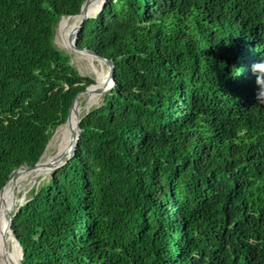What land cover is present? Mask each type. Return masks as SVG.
I'll use <instances>...</instances> for the list:
<instances>
[{
    "label": "trees",
    "instance_id": "1",
    "mask_svg": "<svg viewBox=\"0 0 264 264\" xmlns=\"http://www.w3.org/2000/svg\"><path fill=\"white\" fill-rule=\"evenodd\" d=\"M84 0H0V189L90 84L54 44ZM114 63L74 156L12 220L21 264H264V0H106Z\"/></svg>",
    "mask_w": 264,
    "mask_h": 264
},
{
    "label": "bare ground",
    "instance_id": "2",
    "mask_svg": "<svg viewBox=\"0 0 264 264\" xmlns=\"http://www.w3.org/2000/svg\"><path fill=\"white\" fill-rule=\"evenodd\" d=\"M102 3L103 0H92L90 4L92 14L100 10ZM79 20L80 16H64L59 22V30L67 50H73L69 35L72 29L77 27ZM73 54L86 57L91 61L96 60L95 57H92L88 53L75 51ZM103 81V79L98 78L93 85L92 91L82 94L77 99L70 121L62 124L55 130L41 158L39 166L32 169H20L13 175L4 188L3 196L0 198V264H16L20 258V246L8 229L10 214L19 203L25 200L28 188L33 185L39 177L49 175L52 168L60 165L68 155L72 153L75 134L78 132L77 120L82 113L83 107L85 108V106H87L89 108L98 100L102 93L101 89H103L104 86ZM83 98L85 101L84 106H82Z\"/></svg>",
    "mask_w": 264,
    "mask_h": 264
},
{
    "label": "water",
    "instance_id": "3",
    "mask_svg": "<svg viewBox=\"0 0 264 264\" xmlns=\"http://www.w3.org/2000/svg\"><path fill=\"white\" fill-rule=\"evenodd\" d=\"M92 0H84L83 3H82V6H81V9L80 11L77 13V14H73V15H68V17H75V16H80V20L78 22V25L77 27H75L74 29H72V31L70 32V35H69V39L72 43V47H73V50L70 49L68 50V53H71L73 54L75 51H80V52H84V53H88L89 55H91L92 57H95V58H98V59H101L103 62L106 63L107 65V68H108V71H107V76L104 78V81H103V89H101V92H104L105 90L108 91L110 88H112L114 85H115V82L113 80V70H114V63L112 60L110 59H107L103 56H101L100 54H98L96 51L88 48V47H79L77 45V39H78V33L81 29V26H82V23L85 21L86 18L88 17H95L97 16L101 10H102V7L104 6L106 0H103V3H102V6L100 8V10L96 11L94 14H92V11L90 10V4H91ZM64 16H62L59 20V22L61 21V19L63 18ZM58 22V23H59ZM73 51V52H72ZM110 84V85H109ZM93 84H90L88 85L87 87H85L84 90L78 92L72 99V103H71V106L69 108V112H68V115H67V118L65 120L64 123L70 121L71 119V114H72V111H73V108H74V105L77 101V99L82 95V94H85V93H90L93 89ZM105 91V92H106ZM89 110V108L87 106H85L84 108V112L87 113ZM83 112V113H84ZM80 121H81V116L78 118L77 120V130L78 132L75 134V140H74V146H73V150H72V153L68 155V157L60 164V165H57L55 166L54 168H52L50 171L51 173L53 171H55L57 168L63 166L64 164H66V162L71 159L74 154H75V149L77 147V144H78V141H79V138H80V134H81V127H80ZM62 123V124H64ZM61 124V125H62ZM60 125V126H61ZM53 136V135H52ZM52 138V137H51ZM51 140V139H50ZM49 140V142H50ZM48 142V144H49ZM47 144V146H48ZM46 146V148H47ZM46 148L44 149L40 159L34 164V165H27V164H23L21 166H19L18 168L14 169L12 171V173L10 174L9 178L7 179L6 183L4 184V186L0 189V198L3 196V190L4 188L6 187L7 183L9 182V180L13 177V175H15L20 169H32V168H36L39 166L40 162H41V158L46 150ZM26 201V199L19 203L18 206L16 208H14L13 212L10 214V217H9V221H8V229L11 231L13 237L16 239L17 243L19 244L20 246V258L18 260V262L16 264H21V260L23 258V255H24V251H23V248L21 246V243L20 241L18 240L13 228H12V220H13V217L16 215L17 211L19 210V208L21 207V205Z\"/></svg>",
    "mask_w": 264,
    "mask_h": 264
},
{
    "label": "rangeland",
    "instance_id": "4",
    "mask_svg": "<svg viewBox=\"0 0 264 264\" xmlns=\"http://www.w3.org/2000/svg\"><path fill=\"white\" fill-rule=\"evenodd\" d=\"M54 44L59 49H62V50H65V51L68 52V50L65 48L64 39H63V37L61 35V32L59 30V23L57 24V27H56V30H55ZM71 56H72V63L75 65V67L78 69V71L81 74L87 75V76H92L95 79V82L98 80V78H101V79L104 80V78L106 77L108 68H107L106 63L102 62L101 59L96 58V60L91 61L90 59H88L86 57L78 56V55H75V54H71ZM105 91L101 93V95L99 96L98 100L95 103H93L89 107V109L99 105L102 102L103 95H104ZM82 101H83L82 102V106H84L85 105L84 98L82 99ZM83 112H84V107H83V110H82V113L80 114V116L83 114ZM42 177H39L37 179V181L35 183H33V185H31L28 188V191H27L25 199L27 198L28 192L30 191L31 187L39 186L41 184V182L47 181V179L50 177V175H44Z\"/></svg>",
    "mask_w": 264,
    "mask_h": 264
},
{
    "label": "clouds",
    "instance_id": "5",
    "mask_svg": "<svg viewBox=\"0 0 264 264\" xmlns=\"http://www.w3.org/2000/svg\"><path fill=\"white\" fill-rule=\"evenodd\" d=\"M106 76H107V75H106ZM114 86H115V85H114ZM114 86H113V87H114Z\"/></svg>",
    "mask_w": 264,
    "mask_h": 264
}]
</instances>
